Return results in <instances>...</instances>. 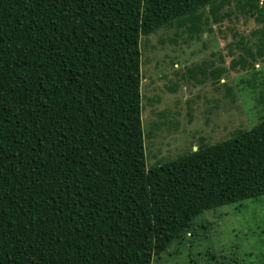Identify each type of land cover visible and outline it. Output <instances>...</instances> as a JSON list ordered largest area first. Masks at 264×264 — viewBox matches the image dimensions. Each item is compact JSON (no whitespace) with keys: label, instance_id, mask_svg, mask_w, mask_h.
Masks as SVG:
<instances>
[{"label":"trees","instance_id":"1","mask_svg":"<svg viewBox=\"0 0 264 264\" xmlns=\"http://www.w3.org/2000/svg\"><path fill=\"white\" fill-rule=\"evenodd\" d=\"M227 5L0 0V264H152L201 213L264 197V118L145 164L140 39L209 32Z\"/></svg>","mask_w":264,"mask_h":264},{"label":"rangeland","instance_id":"2","mask_svg":"<svg viewBox=\"0 0 264 264\" xmlns=\"http://www.w3.org/2000/svg\"><path fill=\"white\" fill-rule=\"evenodd\" d=\"M244 6V0H229L220 11L223 21L210 18L211 30L200 35L171 26L140 39L147 167L196 150L200 140L220 143L264 118L257 101L264 94V25ZM247 52L256 59L242 69L237 62L250 63ZM215 67L226 69L216 83L208 76ZM259 253L264 254V197L201 213L152 264H260Z\"/></svg>","mask_w":264,"mask_h":264}]
</instances>
